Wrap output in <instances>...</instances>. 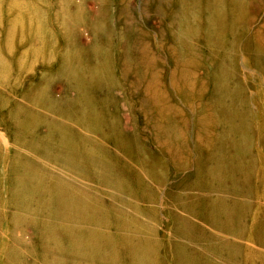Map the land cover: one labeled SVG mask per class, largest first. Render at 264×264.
Here are the masks:
<instances>
[{
    "label": "bare ground",
    "instance_id": "1",
    "mask_svg": "<svg viewBox=\"0 0 264 264\" xmlns=\"http://www.w3.org/2000/svg\"><path fill=\"white\" fill-rule=\"evenodd\" d=\"M43 1L45 2V0ZM85 1L86 0H71L67 8L71 14L69 21L70 26L67 24V28L64 29V23H59L57 21L60 17L58 14L55 15L56 20L51 18L55 23H50L49 28L46 20V12L50 8V6H48V8L46 6L48 2L46 5L44 4L42 6L40 11L39 18L41 24L37 23L34 26L35 23L32 22L31 26H29V20L32 18L31 14L33 12H31V0H0V25H3V20H6L5 23H7L4 33L5 41L2 43L3 47H1L0 43V87L3 85L12 86V84L5 80V77L9 74V68L2 52L8 53L12 50L14 39H30L31 43L33 42L34 47H36L33 51H38L39 46L41 47L40 51H43L40 45L43 43H46V45L50 43L58 48L65 49V56L59 59V62H61L59 65L60 74L61 77H67L64 84V87L67 88L66 91L79 93L77 98V106H79V109H77L76 112L73 110L69 114H63V116L66 117V120H68V118L74 119V122H76L75 126H81L83 132L86 131L87 133H91L96 139L91 137L90 142H88L90 139L88 138V141L83 140L74 143L73 139H75L78 133V128H74L75 132L72 134V140H69L65 137L63 132H56L57 127L55 124H52L55 123L56 119L47 116L44 121L46 123H51L50 126L56 128L52 134L56 132L59 138L57 143H51L47 145L46 148L52 150L49 156L53 154L54 163L65 153L66 159L61 161L62 165H74L75 169L81 173L79 177L91 179L94 183H102L104 180L107 181L110 178L107 176L106 179L100 177L98 174L99 172L105 175H111L113 179H116V182L109 185L119 188V190H116V194L111 192L109 198L112 200L121 199V193L128 196L133 193L131 190L132 183L123 180V178L120 179L117 169L120 170L121 168L116 165L117 163L115 161H106L108 157L106 154L109 153L108 150L112 151L114 149L117 155L121 153L125 156H130V158L127 159L131 161L127 162L128 166L131 164L138 166L139 173L137 176L140 178L143 174L149 175L150 181L151 183L153 181L155 187L165 178L167 162L163 159L164 157H162L164 156L162 151H160L158 156L155 153V155H153L151 152H147L144 147L145 145L141 143L138 138L127 140L133 142H128L127 144L129 145H126L124 141L126 136H121L118 131V124L121 122L119 119L121 116L120 105H116L112 93L115 92L114 89H109L103 81L104 74L107 73L109 68H111L110 66H113L115 63L111 58L114 54L113 58L117 62L120 60L125 69L126 67H131L137 75V79L133 81H137L139 86L143 84V88L147 89L148 96L152 92L155 96L154 101L156 103L161 102L160 106H162V109L165 107L164 112L166 114L169 111L166 123L161 127V130L159 127H156L155 134H157V136L161 135L165 139L164 141L171 153L181 149L184 150L187 156H189V151L191 154L192 152L196 153V158L187 159L188 166L191 163L194 165L193 175L189 177L185 176L182 180L184 181L182 189L187 190V192L184 195L176 193L168 197V201L174 203V205L178 204L176 210L178 212H173L172 226V232H174L172 234H176L178 238L169 242L170 248L168 250L171 264H217V256L219 258L222 257L226 250L228 255L226 256L225 263L234 262V255L237 251L235 245L238 244V241H231V245L234 246V253L226 248L227 242L223 240L218 242L219 248H217V229L221 228L223 232H228L227 228L230 222H232V215L234 213L236 215L240 214L245 209L246 204H241V202L238 203L239 200L237 198L240 199L242 195L249 196L247 194L249 191L247 192L243 188L244 185L253 182V177L255 178L252 171L256 159L252 154L251 144L253 143L252 138L257 136L256 133H254V131L256 132V128L253 126L255 130L252 131L250 129L251 124L249 125L247 123V114L245 110L243 109L241 113L238 106L231 103L233 100L231 93H233V91L229 82L233 74L239 73V71L236 73L233 72L232 75L229 76L227 74V61L231 65L235 63L238 56L241 54L247 60L252 61V65L264 76V56H262V52L264 51L257 43H253V46L248 47L250 42H248L247 45L244 44L243 47L239 49L236 37L230 38V36H226L225 33L234 28L236 21H240V23L243 24L247 23L250 13H245L243 8L245 4L248 6L252 4V0H184L179 22L177 23V31L172 32L171 30L170 33L173 35L172 42L167 43V40L163 42L162 39L159 43L160 46H158L160 49H163L161 51H167V53H165L172 61L170 68L164 66L163 72L165 77H163V72H160V70L157 71L160 62L157 57L159 54L154 51L156 49L150 51L146 43H144V41L141 42V38L137 36L140 31L132 27L131 21H129L127 28L124 30L127 32L126 40L128 43L126 44L127 47L125 46V52L121 53L118 47L121 45L119 40H121L122 32H120L118 28L113 29L108 23L107 13L109 11L107 0H92L94 12H89L92 14L88 20H86L85 15V12H87L84 8ZM32 2L34 1L32 0ZM3 3L7 4V16H5L6 13H3L1 9ZM56 4L57 7H60L58 2ZM119 10L121 12V9ZM62 11L59 12L62 13ZM157 13L159 14L160 12L158 11ZM166 15L168 19L171 17L169 26L172 28V25L175 23L172 19L173 11L167 12ZM62 20L67 23L65 17ZM166 21L167 19L164 17L163 23L165 24ZM175 21L177 22V20ZM43 25L45 28H43ZM36 28L39 30V34L35 33L37 32ZM57 30L61 33V40L55 41L52 34H58ZM114 31L118 34L116 42L113 40ZM65 35L71 37L67 38ZM81 40H87L88 45ZM200 47L205 48L206 53L211 57L212 62H210L213 65V69L215 68L214 71L208 72L206 77H202V73H205L203 71L208 70L203 66L201 54L197 52H201ZM54 53L55 52H53V54ZM220 57H222L221 61H225L221 63L217 62ZM41 59L42 58L38 57L36 60ZM217 63L218 67L223 72L222 75L217 74ZM21 67L20 65L19 68ZM166 69H169V74ZM102 72H104L103 75ZM205 78L206 80H203ZM239 81L240 80H238V83ZM171 87H173V92L171 91ZM83 90H87L86 92L91 90L96 92V94L81 95V91ZM163 93H168V96L164 97ZM23 98L25 99V97ZM30 98L35 108L33 105H30V107L35 109L36 116H40V113L39 115L37 114V112H39L38 110L41 109V105L48 102L45 93L40 95L35 94ZM197 99H201L200 104H194V101ZM214 100H217V104L211 103ZM180 103L191 108L195 117L197 116L198 119L203 120V123L214 130V132L211 133L212 135L209 136L208 134L204 137V141L202 140L203 143H201L202 145H200V147L194 146L193 148L185 139H180V137L183 138L185 136L184 131H187V124L184 120L177 121L175 114L170 117V109L174 107L175 113L178 116H187L189 119V115L183 110L186 108L180 106ZM49 104L51 103L46 104L47 108H49ZM61 104H63L61 107L62 109L67 106L69 110H72L71 103V105H67L65 102L57 103V108ZM169 104L171 106H169ZM144 105L146 106L145 103ZM157 108L159 107L154 106V108H150L148 112L151 110L152 113H156ZM103 109L105 113H103ZM234 109H236L240 117L239 120L247 127L243 131L233 129V126L236 125ZM10 114L11 116L16 115L13 118L19 119L20 121H26L25 118L29 120L31 115L27 108L20 107V104H15ZM261 115V119H264V113ZM198 116L201 117L199 118ZM112 117H117L118 119L111 120ZM258 129L259 135L261 136L259 139L263 142L264 120H261ZM89 143L92 144L90 148H88ZM99 143H104L101 146V148H103L104 145V148L100 151H96L94 146H97ZM83 147L88 149L87 152H85ZM66 160L67 162L65 163ZM20 163L22 162H15L16 165L13 164L12 168H16L17 166L22 167L23 165H19ZM95 164L103 167L102 170H98L94 167ZM185 165L181 166L183 169H178V171H183ZM188 166H186V168H188ZM38 171L39 170H34L28 177V182H32L34 190H36L35 185H42L45 182L44 177ZM26 173L28 174V172ZM114 175L115 177H113ZM11 183H13L12 186L16 188V194H14L13 199L23 207H28L29 201L23 199L22 196L24 195H19L24 194V190L20 191L24 183L22 179L15 178L11 180ZM43 186H45V188L49 186L51 193L49 191V195H47L43 189V195L35 200V202L37 201L35 205L32 204L29 208L32 209L34 205L33 211L39 219L35 221V219H27V217H25L27 221H24L15 213L12 215L13 231L15 232L17 229L22 230L23 225H27V223H32L31 225L36 223L35 226L43 229V232L39 234L43 244L49 247H56L55 250L59 248L61 252V257H59V259L61 262H57V264H117V260L124 255L120 254L118 250V256H116L112 251H109L111 248H107V256H103L102 242L98 241L99 239L111 240L110 232L97 227V224L101 226L106 225L107 219L104 216L108 214V212L103 211L104 209H96L94 207L92 209L88 207L79 199L80 195L72 193L68 190L69 187L59 180L55 181L54 185L48 182ZM144 186L146 188L145 190L141 189V191H143L140 193L141 199L143 201L148 197L152 199L151 194H147V185ZM188 188L196 192L189 193ZM221 188H229L232 198L222 199L220 202H217V192H219ZM169 192H171V190ZM66 207L71 208L70 211L66 212L68 218L63 213L66 211ZM88 211L90 212L89 216L93 217V219L95 218L97 224L93 223L90 224V226L88 225L87 228H82L79 225V223H81L79 219H81V221L84 219H82L83 217L81 216L76 218V216L82 215ZM232 211L234 213H231ZM56 212H58L60 217L64 215L63 218L65 220H62L60 223L54 222L55 219L53 215H55ZM147 212L154 214L149 208ZM115 214L117 213L115 212ZM50 218L53 219L51 220ZM195 222H197V224ZM201 223L202 225L207 224L211 227L210 229L213 230L212 232H214V234L213 237H210L208 234H205V232H202L200 240L202 241L206 238L204 240L206 246L204 250L198 251L195 248H189V244H198L197 239H199V237H197L198 231L196 229L202 226ZM143 225L145 227L143 231L130 225L126 227L120 225V228L116 229L117 231H119V229L121 230L122 227L128 229V231H125V238H122V241H120L123 247H125V252H129L127 257H124L128 259L127 261L130 264H162L163 259L158 257L160 245L158 242L156 244L147 234L151 231L153 232V229L148 225L146 226V224ZM234 225L237 227V231H235L233 227V235L237 237L236 233L239 234L240 232V223L236 222ZM204 227L206 228L207 226L205 225ZM195 233L196 235H194ZM84 236H88L89 240H84ZM64 241L69 243L68 247H63L61 245ZM111 244L112 241L110 245ZM87 249L91 251L90 254L86 256L82 255L81 253L85 250L87 251ZM73 251L78 254H74ZM71 256H75L76 260L71 261L67 259ZM45 257L44 253L40 255L39 259L41 263H45ZM50 260L55 261L57 257H54V259L53 257L52 259L48 258L46 263H49ZM115 261L117 262L115 263Z\"/></svg>",
    "mask_w": 264,
    "mask_h": 264
},
{
    "label": "rangeland",
    "instance_id": "2",
    "mask_svg": "<svg viewBox=\"0 0 264 264\" xmlns=\"http://www.w3.org/2000/svg\"><path fill=\"white\" fill-rule=\"evenodd\" d=\"M33 1L34 2L31 0V12H33L31 14L32 18L29 20V26H31L32 22L35 23L34 26L37 23L41 24L39 18L40 11L42 6L44 4L46 5L47 2V8L50 6L46 12V20L49 28L50 23L54 22L51 18L56 20V14L60 16L57 21L59 23H64V29L67 28V24L70 26L69 21L71 14L67 8L69 3H71V0H45V2L43 0ZM57 2L60 4V7H57ZM107 2L109 11L107 13L108 23L113 29L118 28V30L122 32L121 40H119L121 44L120 47H118L119 51L121 53L125 52V46L127 47L126 44L128 41L126 40L127 32L124 30L127 28L129 21H131L132 27L140 31L137 36L141 38V42L144 41L150 51L156 49L154 50L155 53L157 52L159 54L157 57L160 65L157 71L160 70V72H163L165 67L170 68L172 61L166 55L167 51H165L166 53L161 51L163 49H160L158 46H160L159 43L162 39L163 42H165L164 40H167V43L172 42L173 35L170 33L171 30L172 32L177 31V23L179 22L184 0H107ZM6 5V3H3V6H1L3 13H6L5 16L8 15ZM84 8L85 11H87L85 12L86 20H88L94 12V4L92 0H86ZM119 9H121V12ZM157 10L160 12L159 14L157 13ZM59 11H62V13ZM170 11H173L172 19L175 22L172 25V28L169 26L171 23V17L168 19L166 15L167 12ZM243 11L245 13H250L247 23L243 24L240 23V21H236L234 28L231 31H226L225 35L228 37L230 36V38L235 36L239 49L242 48L244 44L247 45V43L250 42L248 47L253 46V43H257L264 51V0H252V4L249 6L245 4ZM89 12L92 13L90 14ZM64 17L67 23L62 20ZM164 17L167 19L165 24L163 23ZM175 20H177V22ZM5 21L6 20H3V25H0L1 47H3L2 43L5 41L4 33L7 26ZM43 28H45L44 25ZM35 33L39 34V30L37 29V32ZM57 33L59 35L56 33L55 35L52 34L55 41L61 40V33L58 32V30ZM65 37L70 38L71 36L65 35ZM117 38L118 34L114 31V42H116ZM81 41H84V43L88 45L87 40ZM13 43L10 52H2L9 68V74L5 77V80L12 84V86L3 85L0 87V264H57V262H61L59 259V257H61L59 248L55 250L56 247H49L43 244L39 237V234L43 232V229L35 226L36 223H34V225H31L32 223H27V225H23L22 230L15 228L17 229L15 232L13 231L14 229H12V215L15 213L24 221H27L25 220V217H27V219H35V221L39 219L33 211L34 205L37 202H35V200L43 195V189L47 195H49V191L51 193V186L49 185L50 187L47 186L45 188V186H43L44 184L48 182L50 184L51 182V184L54 185L55 181L58 180L63 184H66V186L69 187L68 190L72 193L80 195L79 199L88 207L92 209L93 207L96 209H104L103 211L108 212V214L104 216L107 219L105 226L98 225L96 219L89 216V211L76 216V218L79 216L83 217V221L79 219L81 222L79 225L82 228H87L88 225L90 226V224L96 223L99 229L102 228L107 230V232H110L111 240H98L102 242L103 256H107V248H111L109 251H112L116 256H118L117 251L119 250L120 254L127 257L129 252H125V247H123L120 241H122V238H125V231H128V229L123 227L121 230L119 229V231L116 229L120 228V225H124L125 227L130 225L143 231L145 229L143 224H146V226L148 225L153 229V232L151 231L147 234L156 242V244L158 242L160 245L158 257L163 259L162 264H171L168 250L170 248L169 242L178 238L176 234H172L174 233L172 232L173 212H178L176 211L178 204L174 205V203L168 201V197L176 193L184 195L187 192V190L182 189V184H184V181L182 180L185 176L189 177L193 175L194 165L190 162L191 164H189V167L187 159L190 160L196 158V153L192 152L191 154L189 151V156H187L182 149L171 153L169 147L164 141L165 139L161 135L157 136V134H155L156 127H159L161 130V127L166 123L169 111L166 114L164 112L165 107L162 109V106H160L161 102L156 103L154 101L155 96L153 93L151 92L148 96L147 89L143 88V84L139 86L137 81H133L137 79V75L131 67H126V70L120 60L117 62L113 58L114 54L111 56L115 63L113 66H110L111 68H109L107 73L104 74V72H102V75L104 74V84H106L109 89L113 88L115 91L112 93L116 105H120L121 116L119 119L121 122L118 124V131L121 136H126V139H124L126 145H129L127 144L128 142H133L127 140L138 138V140L145 145L144 147L147 152H151L153 155L156 154L158 156L160 151H162L164 153V156L162 157H164L163 159L167 162L165 178L159 184L160 186L158 185L155 187L153 181L151 183L149 175L143 174L140 178L137 176L139 173L138 166H135L134 164L128 166L127 162L130 160L127 159H129L130 156H125L121 153L117 155L114 149L112 151L108 150L109 153L106 154V156H108L107 159L105 157L106 161H115L117 163L116 165L120 166L121 169H117L120 179L123 178V180L130 181L132 183L131 190L133 191L132 194H129L130 196L121 193L120 197L123 199L112 200L109 198L111 192L116 194V190H119V188L111 187V185H109L116 182V179H113L111 175H105L99 172L98 174L100 177L106 179L107 176L110 178L107 181L104 180L102 183H94L91 179L79 177L81 173L75 169L74 165H62L61 161L66 159L65 153L56 161V163H54L53 154L52 156H49V153L52 150L46 148L47 145L58 142V132H63L67 139L72 140V134L75 132L74 128L77 127L75 126L76 122H74V119L68 118V120H66V117L63 116V114H69L73 110L76 112V110L79 109V106H77L79 93L66 91L67 88L64 87V84L67 77H61L60 74L59 65L61 62H59V59L65 56L66 50L58 48L50 43H47L49 45L43 43L40 44L43 51H40V46L38 51H33L36 47H34V43H31L30 39L21 40L16 38ZM200 49L201 52H197L198 54H201L203 66L208 70L203 71L205 73H202V77H206L208 75L207 73L214 71L215 68L213 69L211 57L206 53L205 48L200 47ZM53 52L55 53L53 54ZM262 56H264V52H262ZM38 57L42 59L36 60ZM221 58L222 57H220L217 62L221 63L222 61H225H221ZM20 65L22 66L21 68H19ZM227 65V74L229 76H231L233 72L236 73L239 71V73L233 74V77L229 82L233 91V93H231V96L233 97L231 103L236 104L241 113L244 109L247 114V123L249 125L251 124L250 129L253 131L255 130L254 127L256 128V132L254 131V133H256L257 137L252 138L253 143L251 144V151L256 159L252 174L256 179L253 177L252 183L244 185L243 189L247 192L249 191L247 194L250 197L242 195L240 198L241 200L236 197L239 200L238 203L241 202V204L244 203L246 205L244 211L237 214L239 216L233 211L231 212L234 214L232 215V222H230L229 227L227 228L228 232H223L221 228L217 229V248H219L218 242L223 240L227 242L226 248L233 252L234 246L231 245V241H238V244L235 245L237 247V254L235 252L234 255L235 260L231 263H225L226 256L228 255L227 250L225 249L226 252H224L222 257L219 258L217 256L216 263L264 264V141L262 142L259 139L261 136L259 135L258 129L259 123L261 120H264L261 119V114L264 113V76H262L259 73V70L252 65V61L247 60L241 54L238 56L235 63L230 65L227 61ZM166 71L169 74V69H166ZM217 74H223L218 67V63ZM163 77H165L164 72ZM237 79L240 80V84ZM203 80H206V78ZM172 89L173 87H171V91ZM86 91H81V95L96 94V92L91 90L88 92ZM42 93H45L48 102L41 105V109H37L39 111L37 114L39 115L40 113V116H36L34 109L35 106L31 102L30 97ZM163 96L167 97L168 93H163ZM23 97H25V99ZM147 97L148 99L150 98L149 101ZM173 100L176 102L174 98ZM200 101L201 99H197L194 101V104H200ZM63 102L67 105L72 104V110H69V107L67 106L62 109L61 107L63 104L57 108V103ZM48 103H51L48 105L49 108L46 106ZM211 103L217 104V100H214ZM15 104H20V107L27 108L31 113L29 120L28 118H25L26 121H20L19 119L13 118L16 115L11 116L10 113ZM30 105H33L34 108H31ZM154 106L159 107L157 108L156 113H152L151 110L148 112L149 109H153ZM169 106L171 105L169 104ZM180 106L186 108L182 109L189 115V119L187 116H178L175 113L174 107L172 108L173 110L170 109V117L175 114L177 121L184 120L187 124V131H184L185 136L182 138L180 137L182 135H180L179 137L181 140L185 139V141L191 144V147L193 148L194 146L200 147V145H202L201 143H203L202 140L204 137L208 134L209 136L212 135L211 133L214 132V130L213 128L211 129L208 127L207 124L203 123V120L198 119L197 116L195 117V114L192 112L191 108L187 107V105L181 104ZM234 110L236 125L233 126V129L243 131L247 127L239 120L240 117L238 116L236 109ZM103 113H105V110ZM47 116L56 119L55 123L52 124L56 125L57 133L54 132L52 134L56 128L50 126L51 123H46L44 121ZM198 117L200 118L201 116ZM116 118L117 117H112L111 120H115ZM77 128L78 133L75 139H73L74 143L83 140L88 141V138H90L88 141L90 142L91 137L96 139L91 133H87L86 131H84V133L81 126ZM102 144L104 143H99L97 146H94L96 151H100L104 148V145L103 148H101ZM91 146L92 144L89 143L88 148ZM83 149L85 152L88 150L86 147H83ZM15 162H22L19 165L23 166L12 168ZM66 162L67 160L65 163ZM184 165L185 169L183 171H178V169H183L181 166ZM186 166H188V168H186ZM94 167L98 170H102L103 168L97 164H95ZM34 170H39L38 172L41 173L45 179V182L42 185H35L36 190L33 189L32 182H28V177L31 172H34ZM26 172H28V174ZM113 177H115V175ZM15 178L22 179L24 182L23 187L20 189V191L24 190V194L19 195H24L22 196L23 199L29 201L28 207H23L13 199L14 194H16V188L12 186L13 183H11V180H14ZM144 185H147V194H151L152 199L149 197L144 201L141 199L140 193L143 192L141 189L145 190L146 188ZM170 190L171 192H169ZM188 191L189 193L196 192L190 188H188ZM217 195V202H220L222 199L232 198L229 188H221L220 191L217 192ZM32 204H34L32 209H29ZM148 208L154 214L147 212ZM70 210V207H66V211L63 212L67 218L68 214L66 212ZM115 212L117 214H115ZM64 215H61L62 217H60L58 212H56L55 215H53L55 219L54 222L60 223L62 220L64 221ZM50 219L52 220L53 218ZM236 222L240 223V232L239 234L236 233L237 237L233 235V227L235 231H237V227L234 225ZM195 223L197 224V222ZM205 225L207 226L206 228L204 227ZM210 228L211 227L207 224L199 226L196 229L198 231L197 237H199V239H197L198 244L190 243L189 248H195L198 251L204 250L206 246L204 240L206 238L201 241L200 236L202 235V232H205V234L213 237L214 232H212L213 230ZM194 235H196V233ZM84 237V240H89L88 236ZM111 241L112 244L110 245ZM61 245L63 247H68L69 243L64 241ZM90 252L91 251L87 249V251L85 250L81 254L86 256L87 254L89 255ZM43 253L46 256L44 258L45 263H41L39 259L40 255ZM73 253L78 254L74 251ZM124 256H121V258L117 260V264H130L127 261L128 259ZM52 257L53 259L54 257H57V260H50L49 263H46L48 258L52 259ZM67 259L71 261L76 260L75 256L68 257ZM117 261H115V263Z\"/></svg>",
    "mask_w": 264,
    "mask_h": 264
}]
</instances>
